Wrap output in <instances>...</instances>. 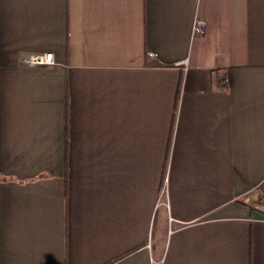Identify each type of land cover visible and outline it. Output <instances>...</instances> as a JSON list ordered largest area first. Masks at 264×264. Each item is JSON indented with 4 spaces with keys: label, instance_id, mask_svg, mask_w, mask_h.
<instances>
[{
    "label": "crops",
    "instance_id": "0c3cea01",
    "mask_svg": "<svg viewBox=\"0 0 264 264\" xmlns=\"http://www.w3.org/2000/svg\"><path fill=\"white\" fill-rule=\"evenodd\" d=\"M0 264H264V0H0Z\"/></svg>",
    "mask_w": 264,
    "mask_h": 264
},
{
    "label": "built area",
    "instance_id": "2783aa9c",
    "mask_svg": "<svg viewBox=\"0 0 264 264\" xmlns=\"http://www.w3.org/2000/svg\"><path fill=\"white\" fill-rule=\"evenodd\" d=\"M206 30V23L203 20L197 19L192 25L193 34H203ZM152 56V53H148ZM19 64L23 66H46L54 64L53 54L51 52H21L18 56ZM242 203L248 204V196H243ZM149 247V242L147 243Z\"/></svg>",
    "mask_w": 264,
    "mask_h": 264
}]
</instances>
